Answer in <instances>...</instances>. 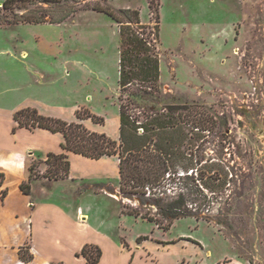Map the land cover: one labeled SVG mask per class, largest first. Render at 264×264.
I'll use <instances>...</instances> for the list:
<instances>
[{
  "label": "rangeland",
  "instance_id": "rangeland-1",
  "mask_svg": "<svg viewBox=\"0 0 264 264\" xmlns=\"http://www.w3.org/2000/svg\"><path fill=\"white\" fill-rule=\"evenodd\" d=\"M2 1L1 106L19 110L36 100L117 141L120 105L129 94L142 95L128 103L141 120L157 108L186 106L176 136L208 187L182 178L170 195L187 197L194 216L175 219L165 230L122 213V205L145 213L138 198L106 193L83 200L91 222L125 247L140 234L174 241L162 248H177L182 257L165 256L163 264H264V0H65L9 8ZM95 7H110L125 21L121 9L140 10L160 59L156 89L121 92L119 23ZM30 10L48 19L71 14L62 23L19 21ZM78 112L99 122L81 120ZM63 193L56 187L57 200ZM104 246L103 264L127 260L112 244Z\"/></svg>",
  "mask_w": 264,
  "mask_h": 264
},
{
  "label": "trees",
  "instance_id": "trees-1",
  "mask_svg": "<svg viewBox=\"0 0 264 264\" xmlns=\"http://www.w3.org/2000/svg\"><path fill=\"white\" fill-rule=\"evenodd\" d=\"M37 1L61 3L65 0H3L2 5L4 8L13 7L14 4L27 6ZM95 8L119 23L121 92L127 93L132 87H139L144 93L156 89L161 77L160 59L156 46L150 39L151 35L147 34V26L141 21L140 10L121 9V13L128 19L125 21L110 7ZM31 11L21 15L19 21L44 23L50 20L51 23H62L71 14L68 12L61 17L48 19L46 15L38 16ZM154 34L156 36L157 31ZM135 93L141 95L138 92ZM135 93L129 94V99L122 101L120 105V141L106 133L89 130L83 122L43 115L34 107L17 110L14 113V119L19 127L31 130L42 128L54 133H62L64 136L62 147L66 151L95 159L103 156H117L121 194L129 199L138 198L140 206L147 208V211L143 213L139 208L127 210L122 205V213L141 216L160 228L168 230L173 220L194 216L187 197L182 193L177 198L170 195L176 193L175 191L182 184L179 179L193 178L195 181H201L204 187H208V183L202 177V169L197 167L194 159L188 155L183 137L176 136L177 133L182 132L184 123L179 110L185 109L186 106L171 104L164 108H157L141 120L129 112L128 103L129 101L134 103L131 96ZM77 115L81 120L92 117L95 122H99L100 119L92 114L82 116L81 112ZM40 162L46 166L43 172L37 169ZM28 172V180L22 184V190L26 194L31 193L33 181H44L43 183L49 186L52 181L68 179L71 173L69 154L49 152L44 155L36 152L28 157ZM153 207L156 208L154 214L151 211ZM148 238V235H141L138 241ZM80 254L87 259V264H98L102 257V249L98 245L88 244ZM21 255L26 260L32 259V255L26 251H22Z\"/></svg>",
  "mask_w": 264,
  "mask_h": 264
},
{
  "label": "crops",
  "instance_id": "crops-1",
  "mask_svg": "<svg viewBox=\"0 0 264 264\" xmlns=\"http://www.w3.org/2000/svg\"><path fill=\"white\" fill-rule=\"evenodd\" d=\"M34 107L46 116L58 117L48 111V105L34 101L26 105ZM18 108L0 105V161L11 163L8 168L0 164V264H87L80 254L85 245H98L105 260L104 243H110L124 257L122 264H163V257L181 258L177 248H166L164 244L174 241L148 239L129 242L128 247L112 239L97 224L91 222L83 200L93 195L109 194L119 197L120 169L117 156L95 159L66 151L62 147L64 136L48 129L34 130L19 127L14 119ZM97 131V128H92ZM120 131V116L118 120ZM101 132V130L99 131ZM39 152H67L71 162L70 178L55 180L50 185L44 181L31 184V193L22 190L28 180V157ZM23 161V168L16 164ZM62 186L65 194L57 200L56 187ZM107 193V194H106ZM108 196V195H107ZM150 252L146 253L148 249ZM22 251L32 259L22 258ZM180 261V260H179ZM218 264V263H217ZM232 264H244L235 260Z\"/></svg>",
  "mask_w": 264,
  "mask_h": 264
},
{
  "label": "clouds",
  "instance_id": "clouds-1",
  "mask_svg": "<svg viewBox=\"0 0 264 264\" xmlns=\"http://www.w3.org/2000/svg\"><path fill=\"white\" fill-rule=\"evenodd\" d=\"M11 159L8 160V161H0V164H2L3 167L5 168H8L9 167V164L11 163ZM16 167L17 168H23V161L21 160L20 163L16 164Z\"/></svg>",
  "mask_w": 264,
  "mask_h": 264
}]
</instances>
